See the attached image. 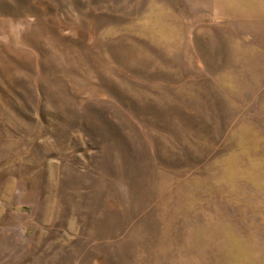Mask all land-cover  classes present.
<instances>
[{"label":"rangeland","instance_id":"rangeland-1","mask_svg":"<svg viewBox=\"0 0 264 264\" xmlns=\"http://www.w3.org/2000/svg\"><path fill=\"white\" fill-rule=\"evenodd\" d=\"M0 264H264V0H0Z\"/></svg>","mask_w":264,"mask_h":264}]
</instances>
